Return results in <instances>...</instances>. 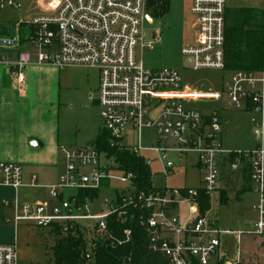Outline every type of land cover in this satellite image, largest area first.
Wrapping results in <instances>:
<instances>
[{"label":"built area","instance_id":"obj_1","mask_svg":"<svg viewBox=\"0 0 264 264\" xmlns=\"http://www.w3.org/2000/svg\"><path fill=\"white\" fill-rule=\"evenodd\" d=\"M32 1L39 13L21 19L19 26L28 30V42L37 51L38 64L60 70L88 67L99 71L96 102L111 146L143 158L150 169L159 164L165 178L175 169L171 154L181 159L196 154L201 187L136 192L133 175L122 172L95 145L62 147L67 167L59 182L49 188L52 201L23 202L19 193L28 186L23 183L21 165L0 163V188L15 191L13 200L3 201L4 207L13 210L9 222L16 229L26 224L50 229L54 234L59 231L62 236L79 229L112 247L129 244L133 230L127 228L117 238L109 221L114 219L123 226L135 222L145 230L150 249L167 257L171 264H242L239 249L234 260L223 259V238L230 236L236 243L245 236L264 238V69L230 72V84L223 91L228 106L253 115L252 134L260 142L252 151L226 150L221 138L222 112L186 109L184 102L196 95L183 86L180 74L145 67L143 52L154 46L145 35L150 0ZM24 2L0 0V11L21 12ZM226 12L227 0H192L190 13L196 23L197 41L182 51L189 69L227 72ZM31 60L29 53L19 56L13 76L20 86ZM145 132L154 139H145ZM131 135L137 137L136 146L123 142ZM101 158L108 164L102 166ZM154 177L152 172V180ZM246 180L259 198L254 206L255 220L249 229L225 232L209 212L202 214L199 194L210 197L237 187L241 191ZM118 183L125 187H117ZM30 187H36L35 179ZM104 189L113 195L96 212V200L81 193ZM70 191L75 194L67 196ZM181 203L188 205L183 218L175 214ZM92 249L85 253L88 262L92 261ZM0 264H20L16 243L0 244Z\"/></svg>","mask_w":264,"mask_h":264},{"label":"rangeland","instance_id":"obj_2","mask_svg":"<svg viewBox=\"0 0 264 264\" xmlns=\"http://www.w3.org/2000/svg\"><path fill=\"white\" fill-rule=\"evenodd\" d=\"M190 2L191 0H167L164 14H157L150 8L154 23L153 25L145 24V35L148 42H156L152 50L146 49L144 51L143 63L149 69H170L180 74L183 86L196 95L184 102L186 109L199 110L206 114L213 111L222 112L224 116L222 127L224 149L252 151L260 142L251 133L250 122L253 115L228 106L226 96L223 93L230 84L231 73L210 70L194 71L186 67V58L182 51L194 33L192 31V34L188 35L189 24L194 23V18L190 13ZM24 6L27 8L28 3H25ZM228 7L233 9L256 8L264 11V0H228ZM25 8L21 12H25ZM7 10L0 11V29L9 28L8 31L12 32L14 30L12 19L16 20L17 15L21 16L22 14ZM27 49L33 56L35 54L37 56V51L33 47L28 45ZM62 79L71 85V90H66L62 86L64 85ZM99 79V72L94 68L71 67L60 70L46 65L43 66L42 70L29 76L28 81L32 90L24 105L26 113L19 119L11 117L10 122L20 125L23 135L29 132L42 133L44 131L47 136V144H45L46 148L44 147V154L36 157L26 154L24 141H22L23 150L21 154L23 159L19 164L24 166L27 160L33 163L47 164L57 158L66 170V157L60 153V147L85 148L95 140L99 128L103 130L100 110L99 108L95 110L84 108L83 104L86 102L87 92H82V87L87 88L89 86L93 90H97ZM51 103L53 104L52 108H50ZM226 120L228 124H226ZM154 137L153 134L144 133L145 139L153 140ZM123 142L126 145L136 146L137 137L131 135V137L125 138ZM16 144L15 139L4 141L2 137L0 138V149L13 150ZM28 150L32 154L41 151L33 149L31 145H28ZM170 160L175 165L173 174L168 178L163 175H156L152 180L155 189H199L201 187L199 171L194 167L197 162L196 154L192 153L181 159L178 154L174 153L170 155ZM107 164L106 160L101 158V165ZM160 168V165L156 163L151 166L154 174L161 171ZM53 169V167L43 166L38 167L37 172H40L41 175L50 176L54 172ZM116 185L120 188L125 187L119 183ZM74 194L75 192L70 191L66 195ZM110 196V190H102L98 202H94L93 210L97 211V208ZM221 197L219 191L210 196L208 215L216 219L220 228L225 232L249 229L255 220L254 206L259 200L258 195L253 190L242 193L240 187H237L227 192L226 204L221 202ZM14 198L15 193L12 190L0 188V244L16 243L20 264H55L53 248L58 239L65 236L61 235L58 238L50 229H38L26 224H21L16 229L14 223L9 222L13 218V210L4 207L2 202ZM187 211L188 205L181 203L175 214L183 218L186 217ZM75 233L76 231L72 232L73 235ZM82 234L88 250L92 249V240L96 238L95 235L85 231ZM231 240L232 237L230 236L223 238V259L234 260L239 249L242 264H264L263 238L245 236L239 243L234 242L233 250L227 249L230 247Z\"/></svg>","mask_w":264,"mask_h":264},{"label":"trees","instance_id":"obj_3","mask_svg":"<svg viewBox=\"0 0 264 264\" xmlns=\"http://www.w3.org/2000/svg\"><path fill=\"white\" fill-rule=\"evenodd\" d=\"M167 0H150L149 7L157 14L165 13ZM23 28V27H21ZM23 32V29L21 30ZM225 59L226 71L235 72L260 71L264 69V11L259 9H227L225 30ZM29 41L28 38L26 40ZM24 39L22 43L26 42ZM111 137L103 130L92 142L100 152L112 158L125 174L133 175V185L136 192H150L156 190L152 185V171L143 158L127 151L111 146ZM251 190L246 180L241 192ZM227 192L221 193V202L226 204ZM83 197L97 200L100 192L81 193ZM202 214L210 211V197L200 192L198 199ZM110 230L115 237L121 238L127 228L133 230L132 241L123 246L112 247L103 241L93 239L92 261L85 259L88 250L83 240L82 231L78 229L75 235L69 233L64 238L56 231L58 241L53 248L55 264H171L169 259L161 253L150 249L148 236L144 229L135 222L128 226L117 224L114 219L109 221ZM87 247V248H86ZM217 264H223L219 261Z\"/></svg>","mask_w":264,"mask_h":264},{"label":"crops","instance_id":"obj_4","mask_svg":"<svg viewBox=\"0 0 264 264\" xmlns=\"http://www.w3.org/2000/svg\"><path fill=\"white\" fill-rule=\"evenodd\" d=\"M25 3H28L27 8H25L24 6L25 12H19L22 15L21 16L17 15L16 20L12 19V23H13L12 26L14 30L10 32L8 31L9 28L0 29V40L11 42L10 45L0 46V138L2 137L4 141L15 139V142H17L13 150L12 149L11 150L0 149V163L3 162V163L19 164V162L23 159V156L21 154L23 150L22 141H24V147H25L24 150L26 154L29 156H36V157H39V155L41 156L44 154L45 152L44 147H45V144H47V136L44 131L42 133L29 132L23 135L21 134L20 125H17L16 123L11 124L10 122L11 117H15L19 119V118H22L23 115H25L26 113V108H24V105L28 101L31 90H32L29 84V81H28L29 76L34 75L39 70H42L43 66L45 65L56 68L55 66H52V65L38 64L36 54L35 56H33L30 53V51L27 49L28 45L33 47L31 43L26 41L28 38L29 32L27 29L21 28V26H19V21L23 18H31L34 14H37L39 12L33 7L32 0H25L24 4ZM191 5H192V0L190 2V9H191ZM227 9H233V8L228 7V0H227ZM234 9H243V8H234ZM248 9H256V8H248ZM4 11H1V12H4ZM7 11L15 12L14 10H10V9H8ZM146 23H149L150 25H153L154 23L153 14H151V10L149 13V17L146 19ZM195 25H196L195 20L193 24H189V28H188L189 34L188 35L190 36V34H192V31H194V33L192 35V39H190V42L184 48L188 46H193L196 44L197 34H196ZM22 29H23V32H21ZM23 39L26 41L24 42L26 44L22 43ZM22 44H24V46H22ZM33 49L35 48L33 47ZM21 53H29L32 56L30 65H28L24 70V84L22 86L18 85V83L16 82L13 76V73L17 69V64H18L19 56ZM188 65H189V62L186 60L187 68H188ZM62 80H61V85H62ZM63 81H64V85L62 86L65 87L66 90H71L70 89L71 85L68 84L66 80H63ZM98 89H99V86H98ZM98 89L93 90L89 86L87 88L82 87V90H83L82 92L84 93L87 92L86 102L83 104L85 109L95 110L96 108H99L96 102L97 95H98ZM52 106L53 104L51 103L50 108H52ZM222 117L224 119V116ZM225 122L226 124H228L227 120ZM99 131H100V128L98 130L97 136L99 134ZM251 133H252V128H251ZM221 138H222V135H221ZM28 145H31L32 148L35 150L39 149L41 151L36 154H32V152L28 150ZM62 147L64 146H61L60 148ZM64 148L77 149V148H72V147H64ZM197 162L194 167L198 171ZM43 166L48 167V168L53 167L54 174L52 173L53 175L51 174L50 176H48V175H41L40 172H37L38 167H43ZM21 167L23 171V183L25 186H28V187H24L21 189L19 193L20 199L23 202L52 201L49 195V188L51 186L56 185L59 182L60 177L65 171V166H63L62 163H60V161L57 158H54L51 162L47 164L33 163L27 160L25 161V165L24 166L21 165ZM156 175H162L161 171L155 173V176ZM33 179H35V185H36V187L34 188L30 187ZM39 180H41V183H39ZM7 189H10V188H7ZM179 189H185V188H179ZM10 190H12L15 193L13 189H10ZM110 194L113 195L111 192ZM97 200L94 202H98ZM102 208H103V204L97 208L96 212H99ZM231 241L232 242H230V247L229 248L226 247V248L233 250L235 240L232 238ZM223 251H224V248H223Z\"/></svg>","mask_w":264,"mask_h":264},{"label":"water","instance_id":"obj_5","mask_svg":"<svg viewBox=\"0 0 264 264\" xmlns=\"http://www.w3.org/2000/svg\"><path fill=\"white\" fill-rule=\"evenodd\" d=\"M11 42H7V41H1L0 40V46H7L10 45Z\"/></svg>","mask_w":264,"mask_h":264}]
</instances>
